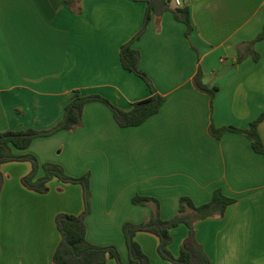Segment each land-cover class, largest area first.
I'll return each instance as SVG.
<instances>
[{
  "label": "crops",
  "instance_id": "crops-1",
  "mask_svg": "<svg viewBox=\"0 0 264 264\" xmlns=\"http://www.w3.org/2000/svg\"><path fill=\"white\" fill-rule=\"evenodd\" d=\"M184 5L194 26L189 36L168 11L153 16L134 42L142 71L165 97L157 114L122 128L107 104L89 103L79 127L39 137L24 154L41 165L59 164L69 176L90 175L87 239L115 246L125 264V225L147 222L157 208L135 204V196L156 199L161 217L171 220L182 197L200 206L217 189L235 201L224 216L196 223L198 241L213 264H264V155L242 132L211 133L212 126L247 130L264 111V39L253 47L257 60L249 55L238 62V47L264 28V0ZM147 6L79 0L75 11L65 0H0V132L54 127L76 91L123 111L150 98L147 83L121 62V48L142 30ZM199 69L214 96L195 86ZM259 134L264 144V121ZM2 171L0 264H56L62 240L56 217L83 213V187L53 178L46 193L30 189L23 183L32 171L28 160L6 162ZM44 174L41 169L38 177ZM188 233L185 224L173 230L174 257ZM136 240L151 264H171L159 255L158 236L140 231Z\"/></svg>",
  "mask_w": 264,
  "mask_h": 264
},
{
  "label": "trees",
  "instance_id": "trees-1",
  "mask_svg": "<svg viewBox=\"0 0 264 264\" xmlns=\"http://www.w3.org/2000/svg\"><path fill=\"white\" fill-rule=\"evenodd\" d=\"M79 0H65L75 8ZM147 2V12L144 26L136 37L121 48L122 66L140 76L149 86L152 96L146 100L133 104L130 111H123L112 105L106 98L99 95L82 96L76 91L72 101L66 106L63 118L52 128L46 130L27 129L19 131L0 132V198L5 176L2 165L6 162L17 160H28L32 163L31 173L23 179V183L39 193L48 191V183L53 178L62 182L80 184L83 187L85 208L82 214L72 215L60 213L56 217V223L62 240L54 254L53 260L56 264H107L109 258L115 259L118 264L123 263L121 256L115 246H97L87 239L86 217L92 210V190L90 175L81 177L69 176L59 164L41 165L35 156L24 154L33 141L39 137L51 136L60 131H72L82 124L84 110L87 104L102 102L107 104L113 111L118 124L122 128L136 127L145 123L150 117L157 114L164 102L165 97L158 94L149 76L140 67V52L134 47L147 28L153 16H162L171 11L175 19L186 25V35L189 36L193 29L191 8L189 5L175 6V0H141ZM264 39V28L257 37L248 42L245 47H238V62L243 61L247 56L252 55L256 60L259 54L255 52L254 45ZM195 86L204 92L214 96L216 88H211L204 82V72L199 69L194 77ZM264 121L263 113L251 123L247 130H240L233 126L216 129L211 127V133L221 137L226 132H242L251 140L254 150L264 155V144L259 134V125ZM44 171L42 177H38L40 170ZM234 199L226 196L221 189H217L210 202L203 205H196L189 197H182L179 203L178 214L171 220H164L159 211V202L156 199L135 196V204L155 203L157 208L151 218L140 225L127 223L124 227L127 246L129 250L128 264H151L149 256L143 251L141 245L135 240V235L140 231L150 232L158 236L160 244L159 255L171 262V264H213L210 256L196 236L195 225L201 220L216 216H224L228 207L234 203ZM185 224L189 228L187 238L184 240L178 257H174L169 247L173 242V230Z\"/></svg>",
  "mask_w": 264,
  "mask_h": 264
},
{
  "label": "built area",
  "instance_id": "built-area-1",
  "mask_svg": "<svg viewBox=\"0 0 264 264\" xmlns=\"http://www.w3.org/2000/svg\"><path fill=\"white\" fill-rule=\"evenodd\" d=\"M191 0H175L174 3L176 6H183L184 4L190 2Z\"/></svg>",
  "mask_w": 264,
  "mask_h": 264
},
{
  "label": "water",
  "instance_id": "water-1",
  "mask_svg": "<svg viewBox=\"0 0 264 264\" xmlns=\"http://www.w3.org/2000/svg\"><path fill=\"white\" fill-rule=\"evenodd\" d=\"M227 70H229V68L226 66V67L222 68L221 70H218V71L216 72V74H217V75H223L224 73L227 72Z\"/></svg>",
  "mask_w": 264,
  "mask_h": 264
},
{
  "label": "rangeland",
  "instance_id": "rangeland-1",
  "mask_svg": "<svg viewBox=\"0 0 264 264\" xmlns=\"http://www.w3.org/2000/svg\"><path fill=\"white\" fill-rule=\"evenodd\" d=\"M72 177H75V176H72ZM73 184V183H72ZM92 211V210H91ZM125 233V232H124ZM136 236H137V234L135 235V240H136ZM125 238H126V236H125ZM137 241V240H136ZM150 258V257H149ZM150 261H151V259H150Z\"/></svg>",
  "mask_w": 264,
  "mask_h": 264
}]
</instances>
